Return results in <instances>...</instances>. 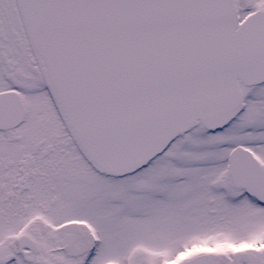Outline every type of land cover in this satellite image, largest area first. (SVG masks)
Masks as SVG:
<instances>
[{"label": "snow or ice", "instance_id": "snow-or-ice-1", "mask_svg": "<svg viewBox=\"0 0 264 264\" xmlns=\"http://www.w3.org/2000/svg\"><path fill=\"white\" fill-rule=\"evenodd\" d=\"M0 264H264V0H0Z\"/></svg>", "mask_w": 264, "mask_h": 264}]
</instances>
